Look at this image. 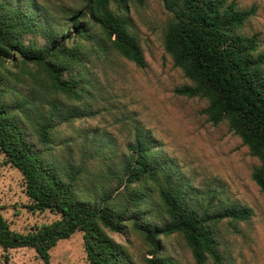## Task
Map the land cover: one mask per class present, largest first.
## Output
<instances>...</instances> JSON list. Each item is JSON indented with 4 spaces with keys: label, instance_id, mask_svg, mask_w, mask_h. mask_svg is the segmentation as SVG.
I'll return each instance as SVG.
<instances>
[{
    "label": "trees",
    "instance_id": "trees-1",
    "mask_svg": "<svg viewBox=\"0 0 264 264\" xmlns=\"http://www.w3.org/2000/svg\"><path fill=\"white\" fill-rule=\"evenodd\" d=\"M79 1L81 9L67 12L70 25L59 28L40 0H0V151L23 176L28 210L59 216L20 233L0 212V248H29L50 264L57 243L82 232L88 264H133L110 236L126 230L146 245V264H174L160 254L162 240L171 236L183 241L196 264H225L220 226L247 221L249 209L210 211L211 201L195 202L141 127L120 156L114 139L94 132L75 159L77 139L61 138L62 127L93 117L96 96L86 68L91 54L145 67L126 13L147 0ZM161 1L171 14L165 52L190 82L175 93L205 99L203 113L213 125L227 122L258 159L251 177L264 196V53L256 36L241 31L256 7ZM3 264H9L7 255Z\"/></svg>",
    "mask_w": 264,
    "mask_h": 264
},
{
    "label": "rangeland",
    "instance_id": "rangeland-1",
    "mask_svg": "<svg viewBox=\"0 0 264 264\" xmlns=\"http://www.w3.org/2000/svg\"><path fill=\"white\" fill-rule=\"evenodd\" d=\"M54 16L59 28L69 26L67 12L79 10V0H40ZM238 9L256 7L255 15L242 33L256 36L264 53V0H228ZM129 29L142 49L145 67L138 68L123 58L93 53L86 68L91 76L93 117L61 128L63 140L77 139L73 157H80L85 140L96 132L112 138L121 154L132 144L135 128L150 137L152 150L167 165H172L178 180L188 185L195 202L213 204L210 211L228 206L247 208L250 217L233 227L226 221L220 226L221 251L225 264H264V196L252 180L259 161L250 154L227 122L213 125L203 111L207 101L177 95L175 89L190 84L175 68L165 52L163 34L171 19L161 0H147L143 7L129 6ZM73 131L79 132L73 135ZM79 135V136H78ZM86 135V137H85ZM0 151V212L10 228L28 233L59 219L53 212H31L22 174L6 162ZM117 161H119L117 159ZM110 236L123 246L133 264H146L147 247L135 232ZM161 256L174 264H196L183 241L171 236L162 240ZM9 264H44L34 250L20 248L4 252ZM151 258V256H147ZM50 264H88L83 233L76 232L61 240L50 251Z\"/></svg>",
    "mask_w": 264,
    "mask_h": 264
}]
</instances>
